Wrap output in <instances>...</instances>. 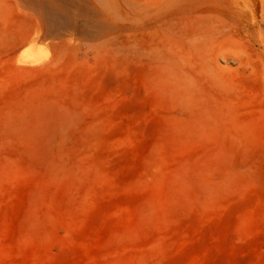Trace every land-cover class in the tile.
Returning <instances> with one entry per match:
<instances>
[{
	"label": "rangeland",
	"instance_id": "obj_1",
	"mask_svg": "<svg viewBox=\"0 0 264 264\" xmlns=\"http://www.w3.org/2000/svg\"><path fill=\"white\" fill-rule=\"evenodd\" d=\"M0 264H264V0H0Z\"/></svg>",
	"mask_w": 264,
	"mask_h": 264
},
{
	"label": "bare ground",
	"instance_id": "obj_2",
	"mask_svg": "<svg viewBox=\"0 0 264 264\" xmlns=\"http://www.w3.org/2000/svg\"><path fill=\"white\" fill-rule=\"evenodd\" d=\"M54 16H55V15H54ZM50 17H51V15H50ZM56 17H57V16H56ZM56 17H55V18H56ZM50 20H51V18H50Z\"/></svg>",
	"mask_w": 264,
	"mask_h": 264
}]
</instances>
